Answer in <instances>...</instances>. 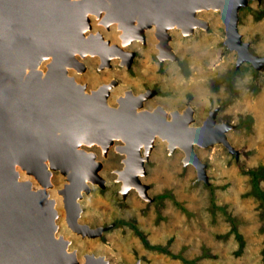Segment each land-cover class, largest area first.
<instances>
[{"label":"rangeland","instance_id":"rangeland-1","mask_svg":"<svg viewBox=\"0 0 264 264\" xmlns=\"http://www.w3.org/2000/svg\"><path fill=\"white\" fill-rule=\"evenodd\" d=\"M105 12L101 11V17ZM89 15L90 33L101 32L110 43L121 44L117 21L107 27L102 18ZM196 15L205 22L192 32L183 33L177 26L168 29L174 58L158 56L160 40L152 26L143 30V40L125 45L131 52L128 65L112 56L110 66L100 68L98 55L75 53L85 68L67 67L77 82L86 84L85 91L116 79L110 105L129 89L133 94L151 93L142 105L150 111L160 105L167 112L184 113L190 107L192 125L202 124L215 111L214 124H229L226 138L234 148L230 150L221 141L194 144L203 163V175H198L192 162H184V149L170 150L166 140L155 136L144 161L145 173L140 175L146 185L142 196L135 186L124 194L121 191L125 181L118 170L125 155L118 152L117 144H123L122 140L114 139L107 149L82 143L101 162L104 184L90 182L89 191H83L78 220L91 228H104L96 235H82L70 228L59 193L67 183L65 174L52 170V185L46 188L55 201V233L69 240L68 250H75L78 264L85 260V253L102 255L107 264H264V217L259 199L251 192L248 173L250 168L264 166V61L238 60L237 49L226 40L219 9L199 8ZM236 16L249 52L264 56V0H246ZM49 62L40 63L41 71L45 72ZM16 169L19 179H30L32 188L41 187L32 174L18 165ZM258 185L264 189V177ZM155 244L164 249L154 248Z\"/></svg>","mask_w":264,"mask_h":264},{"label":"water","instance_id":"water-1","mask_svg":"<svg viewBox=\"0 0 264 264\" xmlns=\"http://www.w3.org/2000/svg\"><path fill=\"white\" fill-rule=\"evenodd\" d=\"M245 2L0 0V264H78L75 250L67 249L69 240L55 233L57 212L53 197L45 189L50 185V169L46 168L45 159L49 160L50 167L68 172V182L59 189L65 195L66 209L65 201L68 203V225L82 235H96L104 227L91 228L76 221L80 214L76 197H82L80 189L85 192L90 189L85 179L104 184L96 170L100 161L94 160V152L79 147L82 143L97 141L106 147L114 136L121 135L124 144L120 147L128 155L119 172L127 186H121V191L124 194L128 186L134 185L142 196L146 185L138 179V172L131 170L134 166L145 173L143 163L155 134L168 138L170 150L175 144L184 149V162H192L198 175H203V163L194 152L193 142L208 145L218 140L234 150L225 133L229 124H214L215 111L200 125H190V107L182 114L174 110L170 119L160 105L151 111H136L135 107L151 95L149 91L138 94L127 91L119 98L118 107L110 106L105 102V95L115 79L103 83L100 90L87 93L85 84L76 82L66 69L67 65L85 68L74 55L75 51L80 56L97 53L100 68L110 66L109 56L118 53L124 55L122 63L128 65L131 52L126 53L115 44L108 45L100 32L85 36L84 29L91 26L86 11L98 14L105 10L104 23H120L126 30L127 40L134 35L143 40L144 27L153 24L160 39L159 48L163 45L158 56L165 57L166 51L168 57L174 58L167 43L170 37L167 28L177 24L183 33H190L195 25L205 22L196 17V9L219 7L226 25V40L237 49L238 60L264 61V56L249 52L236 25L237 8ZM49 55L50 62L42 75L37 64ZM26 67H29L27 72ZM142 143L144 157L140 154ZM16 165L38 177L43 186L32 188L30 179H19ZM84 256L82 264H107L102 255L85 253Z\"/></svg>","mask_w":264,"mask_h":264},{"label":"bare ground","instance_id":"bare-ground-1","mask_svg":"<svg viewBox=\"0 0 264 264\" xmlns=\"http://www.w3.org/2000/svg\"><path fill=\"white\" fill-rule=\"evenodd\" d=\"M211 8H214V9H219V7H211ZM103 10V9H102ZM86 15H87V17L89 18V14L91 13V12H87L86 11ZM92 14H94V13H92ZM95 15L96 16H98L99 18H102V23L104 24V25H106L105 23H104V16H105V13H104V16L103 17H101V15H102V13H101V10H100V12L98 13V14H96L95 13ZM195 15H196V11H195ZM197 16V15H196ZM89 23H90V27L89 28H86V29H84V35L86 36L88 33H90L89 31L91 30V27H92V24H91V22H90V20H89ZM134 23H136V20L134 21ZM110 24V23H109ZM108 24V25H109ZM113 24V23H112ZM154 24H156V23H154ZM108 25H106L107 27H108ZM118 28H119V30H121V36H120V38H121V44H118V43H110V41L108 40V45H111V44H115L116 46H118L119 48H121L123 51H125L126 53L128 52L127 50H125V45H127V44H129V43H131L132 41H137V40H140L141 39V37H139L138 35H134V37L133 36H131L132 37V39H130V40H127V39H125L126 37V30H124V28L123 27H121L120 26V23H118ZM137 26V25H136ZM152 26H154L153 24L151 25V26H149V27H152ZM173 26H177V27H179V28H181V26H179V25H177V24H173L172 26H170V27H168L167 28V32H168V29H170L171 27H173ZM196 26H202V25H195L194 27H193V30H194V28L196 27ZM138 27V26H137ZM155 27V26H154ZM145 28H148V27H144V29ZM143 29V30H144ZM182 29V28H181ZM155 30V29H154ZM91 33H94L93 31L91 32ZM101 33V32H100ZM144 33V32H143ZM101 35L103 36V38L104 39H106L105 37H104V34L103 33H101ZM155 35H156V33H155ZM156 37H157V39H158V41L160 40L159 39V37L156 35ZM167 43L169 44V41L167 40ZM162 46L163 45H161V49H162ZM169 48L170 49H172V47L170 46V44H169ZM163 50H165V49H163ZM173 51V50H172ZM119 52H121V51H119ZM75 53H78L77 51H75L74 52V55H75ZM102 53V52H101ZM100 53V54H101ZM129 53V52H128ZM162 53V52H161ZM166 51L164 52V55H165V57H168L167 55H166ZM174 53V52H173ZM79 54V53H78ZM87 54V53H86ZM118 54H120V55H113V56H118V57H120L121 59H122V62L123 61H125V57H124V55L123 54H121V53H118ZM95 55H98L97 53L95 54ZM76 56V55H75ZM79 56H80V54H79ZM85 56V55H84ZM99 56V55H98ZM122 56V57H121ZM77 57V56H76ZM81 57H83V56H81ZM100 57V56H99ZM103 59L105 58V55L104 54H102V56H101ZM110 58H109V61H110V59L112 58V55L111 56H109ZM48 59H51V56L49 55L48 57H46V58H44V59H42L41 61H40V63L44 60V61H47ZM101 60V59H100ZM83 62V61H82ZM40 63H38L37 64V67L38 68H40V69H42L41 68V65H40ZM84 63V62H83ZM48 64L49 63H47V65H46V68L48 67ZM71 67V66H74L75 67V69H79V70H81L82 68H80V67H78V66H75V65H67V67ZM67 67H66V69H67ZM28 69H29V67H26L25 68V72H27L28 71ZM78 70V71H79ZM67 72H68V70H67ZM46 72H44L43 70H42V75H44ZM69 74V73H68ZM74 78V77H73ZM74 80L77 82V80L74 78ZM113 86H114V84H112L110 87H108V92H107V94L105 95V93H104V95H105V102H106V104H108V98H109V96H110V91H111V89L113 88ZM102 87V84H100V85H98L94 90H100V88ZM106 89V88H105ZM93 91V90H92ZM104 92H105V90H104ZM146 100V98L142 101V104H140V105H137L135 108H136V111H140V110H142V109H144L143 108V102ZM118 102H119V100H117ZM145 103V102H144ZM109 105V104H108ZM163 112H164V114H165V116L166 117H168L169 115H171V114H173V112H171V111H168L167 112V110L166 109H164L163 108ZM179 113V112H178ZM169 118V117H168ZM190 119H192V120H190ZM190 119H189V123L190 122H192L193 120H194V117H193V113H191V117H190ZM190 125H192V124H190ZM159 136L161 139H164V140H166L167 142H168V147H169V149H170V144H171V142L168 140V138L167 137H162V136H160L158 133L157 134H155L154 135V138H153V140H152V142L155 140V136ZM114 139H120V140H122L123 141V144H124V140L121 138V135H118L117 137L116 136H114L113 138H112V143H113V140ZM216 142H218V140L217 141H214L213 143H216ZM98 144V145H102V148L103 149H107L112 143H110L108 146H104V144H101V143H99V142H97V141H94V142H92L91 144ZM85 144V143H84ZM91 144H88V145H91ZM194 144H196V142H193V145ZM199 144V143H198ZM121 145V144H120ZM120 145H118V151L122 154H124L125 155V159H124V162H125V160L126 159H128V155H127V153H126V150L124 149V148H121L120 147ZM212 145V144H211ZM176 146H179L178 144H175L174 145V148L176 147ZM205 146V145H204ZM79 147H81V146H79ZM143 147H144V149H145V144L144 143H142L141 145H140V154H141V157H144V154H143ZM153 147V146H152ZM152 149V148H151ZM123 150V151H122ZM151 151V150H150ZM94 160L95 161H98V158L96 157V155L94 156ZM49 160L48 159H45V162H46V168L47 169H50V172L52 171V170H58V171H60V172H62L60 169H54V168H52V167H50L49 166V162H48ZM101 163V162H100ZM144 164V163H143ZM19 166V165H18ZM125 166H126V163H125ZM125 166H124V168L123 169H125ZM135 166H136V164H135ZM20 167V166H19ZM100 168H101V165L96 169L97 170V174L98 175H100ZM23 171V170H22ZM69 171V170H68ZM119 172L121 171V170H118ZM138 172V174H137V177H138V179L140 180V175H144V173H142V172H140L138 169H135L134 168V166H132V170H131V172L133 173V172ZM130 172V173H131ZM63 174H65V176H66V179L68 178V172H62ZM130 173H128V174H130ZM101 176V175H100ZM120 176V175H119ZM131 175H129L128 177H130ZM102 177V176H101ZM38 178V177H37ZM49 178V183H50V185H52L51 184V181H50V176L48 177ZM102 179H103V181H104V178L102 177ZM120 179L122 180V181H124V179H123V177L121 178L120 177ZM38 180H39V183H40V186H43L42 184V182L40 181V179L38 178ZM86 180V182L88 183V185H89V183L90 182H94V183H97L96 181H92V180H90V179H85ZM67 182H68V179H67ZM140 182H141V180H140ZM142 183V182H141ZM99 184V183H98ZM50 185L48 186V187H50ZM125 185V184H124ZM123 185V186H124ZM90 186V185H89ZM131 186H134V185H130V186H128V189H130V187ZM124 187H127V186H124ZM47 187H45V189H46ZM81 190V192H82V194H83V191H84V189H80ZM85 192V191H84ZM59 193L60 194H62L61 192H60V190H59ZM63 198L65 197V195H64V193H63V196H62ZM81 197H76V199H77V202L79 203V199H80ZM66 199V198H65ZM53 201H54V199H53ZM65 204H66V207H67V209L65 208V206H64V208H65V210H67V215H68V220H70V215H69V210H68V203L65 201ZM54 207H55V201H54ZM78 216H77V218H76V221H78L79 222V220H78ZM70 228H71V226H70ZM73 231H75L74 230V228L72 227L71 228ZM56 232V231H55ZM77 232V231H76ZM79 233V232H78ZM57 236V235H56ZM67 249H68V247H67ZM85 257V256H84ZM76 258H77V256H76ZM77 262L79 263V260H78V258H77ZM85 262V261H84ZM83 262V263H84Z\"/></svg>","mask_w":264,"mask_h":264},{"label":"trees","instance_id":"trees-1","mask_svg":"<svg viewBox=\"0 0 264 264\" xmlns=\"http://www.w3.org/2000/svg\"><path fill=\"white\" fill-rule=\"evenodd\" d=\"M248 173L251 175V185H252V189L251 192L253 193V195L259 199V203H260V214L262 217H264V189H261L258 185V179L261 177H264V166L260 165L257 168H250L248 170ZM136 232L138 233V235L141 237V239L143 240V242L146 243V239L145 236L138 231V229H136ZM240 237V236H239ZM146 245L148 246V244L146 243ZM154 248H160V249H164V247H162L160 244H155L153 245ZM263 253H264V249H263Z\"/></svg>","mask_w":264,"mask_h":264},{"label":"flooded vegetation","instance_id":"flooded-vegetation-1","mask_svg":"<svg viewBox=\"0 0 264 264\" xmlns=\"http://www.w3.org/2000/svg\"><path fill=\"white\" fill-rule=\"evenodd\" d=\"M69 75H70V74H69ZM111 80H112V79H111ZM115 80H116V79H115ZM109 82H110V81H109ZM103 83H106V82H102V83H100V84H103ZM107 83H108V82H107ZM115 83H116V82H115ZM115 83H113V84L115 85ZM84 84H85V83H84ZM98 85H99V84H98ZM98 85H97V86H98ZM85 86H86V84H85ZM97 86H96V87H97ZM96 87H95V88H96ZM95 88H93V89H89V91L87 90L86 92H87V93H90V92H91L92 90H94ZM85 89H86V87H85ZM108 90H109V89H108ZM126 91H131V90L128 89V90H126ZM131 92H132V91H131ZM126 93H127V92H126ZM126 93H125V94H126ZM132 93H133V92H132ZM138 93H140V92H138ZM138 93H137V94H138ZM125 94H124V95H125ZM134 94H136V93H134ZM99 95H102V90L100 91V94H99ZM124 95H120V97H122V96H124ZM118 96H119V95H118ZM120 97H118V100H119ZM109 105H110V104H109ZM110 106L118 107V101H116V104H114V105H110ZM155 108H156V107H154L153 109H155ZM153 109H151V110H153ZM147 110H148V109H147ZM176 111H177V110H176ZM177 112H178V111H177ZM179 114H182V113L179 112ZM168 117H169V118H168ZM168 117H166V118H167V119H170L171 115H169ZM119 144H122V143H118L117 145H119ZM115 147H116V146H115ZM106 151H107V150H106ZM102 152H103V151H102ZM118 152H119V151H118ZM117 169H119V168H117Z\"/></svg>","mask_w":264,"mask_h":264}]
</instances>
